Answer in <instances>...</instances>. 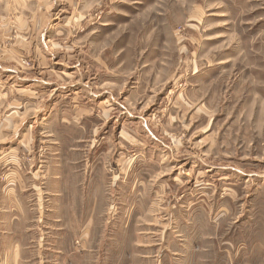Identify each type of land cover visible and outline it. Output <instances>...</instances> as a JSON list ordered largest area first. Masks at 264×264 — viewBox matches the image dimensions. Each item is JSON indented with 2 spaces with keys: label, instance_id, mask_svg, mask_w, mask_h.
I'll list each match as a JSON object with an SVG mask.
<instances>
[{
  "label": "rangeland",
  "instance_id": "rangeland-1",
  "mask_svg": "<svg viewBox=\"0 0 264 264\" xmlns=\"http://www.w3.org/2000/svg\"><path fill=\"white\" fill-rule=\"evenodd\" d=\"M15 196L21 264H264V0H0Z\"/></svg>",
  "mask_w": 264,
  "mask_h": 264
},
{
  "label": "crops",
  "instance_id": "crops-1",
  "mask_svg": "<svg viewBox=\"0 0 264 264\" xmlns=\"http://www.w3.org/2000/svg\"><path fill=\"white\" fill-rule=\"evenodd\" d=\"M57 183L60 182L57 181ZM79 191L80 187L77 188L76 192ZM85 193L89 194V191L87 190ZM7 196L8 199L5 202H9V195L7 194ZM54 196L57 198L59 194L55 193ZM66 198L69 199V196ZM13 199H16V196L13 197ZM16 200L17 201H13L12 204L7 203L8 205L6 204V206H4V204L0 205V264H21L26 248L25 242L31 238L37 239V236H35L36 232L32 228V225L34 224L33 217H29V212H27V202L25 203L20 197H18ZM81 200L82 201L80 205L82 208L85 206V211L82 210L81 214L76 211L74 212L73 217H70L72 214H66L63 220L58 217L59 220L56 221L57 223L65 226L64 234L59 233V239H63L64 242L66 240L67 245L71 244V246H73L75 241L74 237L77 238L78 233H81V236L83 237L89 230V198L88 196L87 199L82 197ZM38 211H40V208ZM51 212L52 211H45V208L41 205V211L39 212L38 220L37 216H34V218L36 219V222L40 223L39 219H42L43 223H49V221L52 219V216L50 215ZM22 225H25V227L23 228ZM28 225L29 228L27 227ZM14 227H16L15 231L13 230ZM41 231L42 229L37 233ZM31 232L34 233V236H26V234L32 235Z\"/></svg>",
  "mask_w": 264,
  "mask_h": 264
}]
</instances>
